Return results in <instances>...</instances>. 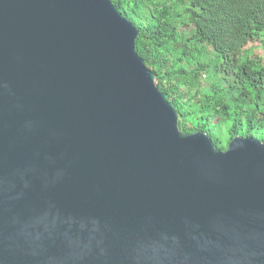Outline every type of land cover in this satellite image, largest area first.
<instances>
[{
    "label": "water",
    "instance_id": "water-1",
    "mask_svg": "<svg viewBox=\"0 0 264 264\" xmlns=\"http://www.w3.org/2000/svg\"><path fill=\"white\" fill-rule=\"evenodd\" d=\"M138 34L112 0H0V264L264 251V142L180 130Z\"/></svg>",
    "mask_w": 264,
    "mask_h": 264
},
{
    "label": "trees",
    "instance_id": "trees-1",
    "mask_svg": "<svg viewBox=\"0 0 264 264\" xmlns=\"http://www.w3.org/2000/svg\"><path fill=\"white\" fill-rule=\"evenodd\" d=\"M112 2L138 29L135 50L180 130L205 132L218 149L236 135L264 142V0Z\"/></svg>",
    "mask_w": 264,
    "mask_h": 264
},
{
    "label": "clouds",
    "instance_id": "clouds-1",
    "mask_svg": "<svg viewBox=\"0 0 264 264\" xmlns=\"http://www.w3.org/2000/svg\"><path fill=\"white\" fill-rule=\"evenodd\" d=\"M264 258V251L250 247L244 242V238L237 236L233 241V246L227 248L223 255L224 264H259ZM157 261L163 259L161 255L149 257Z\"/></svg>",
    "mask_w": 264,
    "mask_h": 264
},
{
    "label": "rangeland",
    "instance_id": "rangeland-1",
    "mask_svg": "<svg viewBox=\"0 0 264 264\" xmlns=\"http://www.w3.org/2000/svg\"><path fill=\"white\" fill-rule=\"evenodd\" d=\"M252 44H253V46L256 47V49H255L256 53L263 55L262 49L260 47V42L257 39L256 40L254 39V40H252ZM215 130L219 133H222L221 127H215ZM224 140H225V136H224Z\"/></svg>",
    "mask_w": 264,
    "mask_h": 264
}]
</instances>
